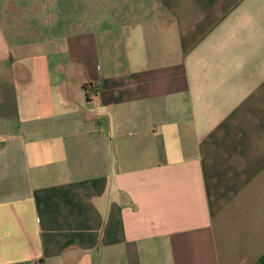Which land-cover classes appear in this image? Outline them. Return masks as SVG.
<instances>
[{"label": "crops", "instance_id": "0c3cea01", "mask_svg": "<svg viewBox=\"0 0 264 264\" xmlns=\"http://www.w3.org/2000/svg\"><path fill=\"white\" fill-rule=\"evenodd\" d=\"M264 264V0H0V264Z\"/></svg>", "mask_w": 264, "mask_h": 264}, {"label": "built area", "instance_id": "2783aa9c", "mask_svg": "<svg viewBox=\"0 0 264 264\" xmlns=\"http://www.w3.org/2000/svg\"><path fill=\"white\" fill-rule=\"evenodd\" d=\"M26 264H40L39 262H35V263H26Z\"/></svg>", "mask_w": 264, "mask_h": 264}]
</instances>
